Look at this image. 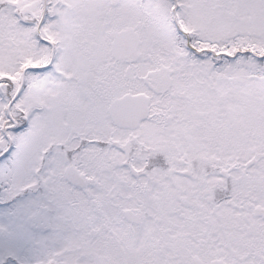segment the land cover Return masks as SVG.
<instances>
[{
  "label": "snow or ice",
  "instance_id": "6c2138e0",
  "mask_svg": "<svg viewBox=\"0 0 264 264\" xmlns=\"http://www.w3.org/2000/svg\"><path fill=\"white\" fill-rule=\"evenodd\" d=\"M0 264H264V0H0Z\"/></svg>",
  "mask_w": 264,
  "mask_h": 264
}]
</instances>
